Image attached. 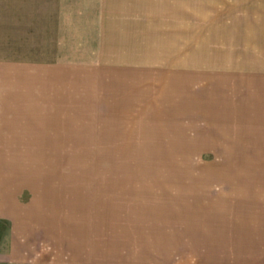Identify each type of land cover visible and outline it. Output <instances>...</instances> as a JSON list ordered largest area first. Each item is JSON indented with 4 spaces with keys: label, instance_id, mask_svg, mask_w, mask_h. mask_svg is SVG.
Segmentation results:
<instances>
[{
    "label": "rangeland",
    "instance_id": "1",
    "mask_svg": "<svg viewBox=\"0 0 264 264\" xmlns=\"http://www.w3.org/2000/svg\"><path fill=\"white\" fill-rule=\"evenodd\" d=\"M171 2L0 0V264H264V0Z\"/></svg>",
    "mask_w": 264,
    "mask_h": 264
},
{
    "label": "crops",
    "instance_id": "2",
    "mask_svg": "<svg viewBox=\"0 0 264 264\" xmlns=\"http://www.w3.org/2000/svg\"><path fill=\"white\" fill-rule=\"evenodd\" d=\"M175 2V5H177V0H173V2H171V3H174ZM177 8V10H175V15L177 16V17H179V18H181L182 19V17H183V15H184V8H183V2H181V4L179 5V8L178 7H176ZM0 217H2V215H0ZM256 222V221H255ZM263 225V226H261V225ZM264 227V222L263 221H258V225H256V226H253L252 228H257V227ZM131 236H128L127 237V239H129ZM136 237H138L140 240H143V241H145V237L143 236V234H136V236H135V238ZM174 237H175V235H173V236H168V238L169 239H174ZM252 237V239H253V241L256 243V244H264V241H263V239H260V238H258V237H255V235H252L251 236ZM262 240V241H261ZM134 241H135V239H134ZM147 243V242H146ZM147 245H149L148 243H147ZM147 245H145L144 247L146 248L147 247ZM118 246H121V244H120V242L118 243ZM150 248V245H149V247L147 248V251H148V249ZM133 251V250H132ZM135 251V250H134ZM146 251V252H147ZM136 252V251H135ZM146 255H148L147 253H146Z\"/></svg>",
    "mask_w": 264,
    "mask_h": 264
}]
</instances>
